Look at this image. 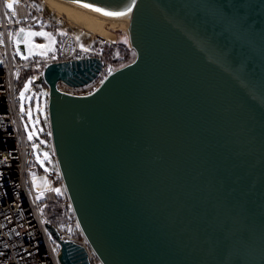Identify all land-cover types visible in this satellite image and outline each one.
<instances>
[{
	"label": "water",
	"instance_id": "water-1",
	"mask_svg": "<svg viewBox=\"0 0 264 264\" xmlns=\"http://www.w3.org/2000/svg\"><path fill=\"white\" fill-rule=\"evenodd\" d=\"M65 1L128 13L106 17L129 21L136 53L89 95L57 84H87L97 60L35 81L101 263L264 264V0Z\"/></svg>",
	"mask_w": 264,
	"mask_h": 264
},
{
	"label": "built area",
	"instance_id": "built-area-1",
	"mask_svg": "<svg viewBox=\"0 0 264 264\" xmlns=\"http://www.w3.org/2000/svg\"><path fill=\"white\" fill-rule=\"evenodd\" d=\"M8 3H13V9L7 7ZM48 11L54 12L44 0H19L18 3L16 0H0V264H62V242L69 244L68 255L73 264H102L85 237H75L49 219L47 207L59 198L67 209L73 211L53 147L50 89L47 87L45 91V105H26L23 113L19 90L23 89V80L44 77L51 64L83 62L82 67H85L97 60L100 68L87 84L73 85L64 81L57 84V89L65 94L85 96L93 93L117 70L111 67L103 50L112 43L106 37L85 31L96 46L84 51L78 41V31H74L82 29L56 12L48 16ZM39 21L63 33L56 56L22 58L21 43L17 47L13 35L19 28L26 29ZM18 51L20 54H17ZM24 121L27 124L45 121L44 132L40 133L43 137H50L57 165L53 174L41 171L39 164L43 158L36 151L41 145L40 137L32 134L29 140ZM36 127H39L38 123ZM41 172L48 182L44 189L35 186L37 181L34 176ZM58 184L63 187L66 197L57 195L55 186Z\"/></svg>",
	"mask_w": 264,
	"mask_h": 264
},
{
	"label": "rangeland",
	"instance_id": "rangeland-1",
	"mask_svg": "<svg viewBox=\"0 0 264 264\" xmlns=\"http://www.w3.org/2000/svg\"><path fill=\"white\" fill-rule=\"evenodd\" d=\"M53 14H54V12H49V11L47 12L48 16L53 15ZM105 28L107 30V32L105 33L106 34L105 36H106V38L109 36L108 38L110 39L112 45H117V44L127 45L129 50L133 54L132 60H134L136 57V53L131 48L128 29L124 25L122 26V24L119 25V27H117V28H111L110 25L107 26V24H106ZM26 29L31 30V31H36V32L50 33L52 35V37L54 38L55 43L51 45V48H48V45H49L48 40H46L40 36L34 37L33 43L36 45L44 46L43 50L45 51V54L44 55H38V54L29 55L27 47L21 42V47H23L24 52H25V54L22 56H26L27 59H30V58H50V57L56 56L55 53H56V48L58 47L59 39H61L63 37L62 33L59 30H53L44 21H39L36 24L27 27ZM74 31H76V32L78 31V41H79L80 46L83 49L95 48V46H96L95 42L90 38V36L85 32V30L74 29ZM28 81H30V80L27 79L25 81L23 89L19 90V96H20L21 92H24V89L26 86L28 87L29 91L31 90L30 93H29V91L24 92V95L26 97L25 100H23V101L20 100L21 104H23V107H25L26 105H31V104H34L35 107L39 106V105H45V103H46L45 91H46L47 87H49L48 84L46 82H44L43 84H35V81H37V79L31 80V84H28ZM60 87H61V85H60ZM36 123L39 124V127H36ZM44 124H45V121H43V122H40V121L32 122L31 124H27L25 121L23 122L24 128H25L28 136H29V133H31V134H36L40 137L41 145H39L37 147L36 151L39 154H41L42 158H43V161L39 164L41 171L43 173L53 174L54 172H56L57 165H56V162L54 160L53 151L51 148L50 141L48 142L47 137L41 136V133L44 132ZM42 172L40 174H37L34 176L36 178V181H37L35 183V186L38 188L44 189L48 185V182L43 179V173ZM57 189L59 190V193L56 191L57 195H61L63 197L67 196V194L64 192L63 187L60 186V184L55 186V190H57ZM76 222H77V220H76ZM69 232L71 234H73V236H75V237L84 238V235H83V233H82V231L78 225V222L76 223L75 228H73V230L70 229Z\"/></svg>",
	"mask_w": 264,
	"mask_h": 264
},
{
	"label": "bare ground",
	"instance_id": "bare-ground-1",
	"mask_svg": "<svg viewBox=\"0 0 264 264\" xmlns=\"http://www.w3.org/2000/svg\"><path fill=\"white\" fill-rule=\"evenodd\" d=\"M51 10L56 12L60 17L66 19L69 23L74 24L86 32L100 37H106L107 32L105 25L111 28H117L119 25L129 27L128 20H117L102 16L83 7L67 2L65 0H44ZM112 36V35H111ZM109 37V36H108ZM107 37V38H108ZM109 39V38H108ZM112 39V38H111Z\"/></svg>",
	"mask_w": 264,
	"mask_h": 264
},
{
	"label": "trees",
	"instance_id": "trees-1",
	"mask_svg": "<svg viewBox=\"0 0 264 264\" xmlns=\"http://www.w3.org/2000/svg\"><path fill=\"white\" fill-rule=\"evenodd\" d=\"M104 54L109 59L113 69H119L133 61L132 52L129 50L128 46L124 44H111L105 47ZM25 80H23L21 87L25 84ZM46 137L49 142L50 137L48 135ZM47 213L53 224L62 226L67 232H69L70 229L73 230V228H75L77 222L74 213L63 205L62 198H59L57 202L50 204L47 207Z\"/></svg>",
	"mask_w": 264,
	"mask_h": 264
},
{
	"label": "snow or ice",
	"instance_id": "snow-or-ice-1",
	"mask_svg": "<svg viewBox=\"0 0 264 264\" xmlns=\"http://www.w3.org/2000/svg\"><path fill=\"white\" fill-rule=\"evenodd\" d=\"M16 2L18 3L19 0H16ZM83 6L84 7H90L89 5H83ZM7 7L9 9H13V3H8ZM92 10L96 11V12H101L104 16H109V17H122V16H125V15L128 14L126 12L114 13V12L102 11L99 8H94ZM12 15L13 16L15 15L14 11H13ZM62 35H63V33H62ZM37 36L43 37L44 39L49 41L48 48H51V45L55 43V40H54V38L52 37V35L50 33L31 31V30L25 29L23 27L19 28L18 32H16L13 35V39H14V42L16 43L17 47L22 42L27 47L29 55H33V54L44 55L45 54V51L43 50L44 46L36 45V44L33 43V38L37 37ZM84 51H87V49H84ZM17 54H20L19 51L17 52ZM22 58L27 59L26 56H22ZM28 84H31V80L28 81ZM27 91H29V89L26 86L25 89H24V92H27ZM24 92L20 93L19 99L21 101L26 99V97L24 95ZM21 112L22 113L24 112L23 104H21ZM28 139L29 140L32 139V134L31 133H29ZM56 191L59 193L58 189Z\"/></svg>",
	"mask_w": 264,
	"mask_h": 264
}]
</instances>
